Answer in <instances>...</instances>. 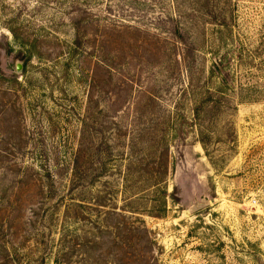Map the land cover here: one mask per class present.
I'll use <instances>...</instances> for the list:
<instances>
[{"label":"rangeland","instance_id":"rangeland-1","mask_svg":"<svg viewBox=\"0 0 264 264\" xmlns=\"http://www.w3.org/2000/svg\"><path fill=\"white\" fill-rule=\"evenodd\" d=\"M0 264H264V0H0Z\"/></svg>","mask_w":264,"mask_h":264},{"label":"trees","instance_id":"trees-1","mask_svg":"<svg viewBox=\"0 0 264 264\" xmlns=\"http://www.w3.org/2000/svg\"><path fill=\"white\" fill-rule=\"evenodd\" d=\"M75 169H78V170H79V168H78V166H77V165L75 166ZM75 174H76V173H75ZM99 206H102V205H99Z\"/></svg>","mask_w":264,"mask_h":264}]
</instances>
